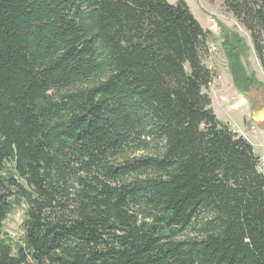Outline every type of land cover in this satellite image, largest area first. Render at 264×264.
Returning <instances> with one entry per match:
<instances>
[{"label":"trees","instance_id":"trees-1","mask_svg":"<svg viewBox=\"0 0 264 264\" xmlns=\"http://www.w3.org/2000/svg\"><path fill=\"white\" fill-rule=\"evenodd\" d=\"M224 4L264 67V0ZM211 36L184 0H0V264H264V171L205 93Z\"/></svg>","mask_w":264,"mask_h":264},{"label":"rangeland","instance_id":"rangeland-1","mask_svg":"<svg viewBox=\"0 0 264 264\" xmlns=\"http://www.w3.org/2000/svg\"><path fill=\"white\" fill-rule=\"evenodd\" d=\"M175 4L180 0H168ZM202 26L212 32L203 54V64L212 70L216 78L205 90L212 100V108L218 119L246 138L260 158V170L264 171V121L257 122L253 113L264 107V67L256 50L252 34L231 13L224 0H184ZM239 40L240 63L247 77L255 78L256 84L246 92L240 91L234 81L224 44ZM264 47V34L261 39ZM25 202L16 206L5 223L4 234L15 242H22L25 235L23 223L26 219Z\"/></svg>","mask_w":264,"mask_h":264},{"label":"water","instance_id":"water-1","mask_svg":"<svg viewBox=\"0 0 264 264\" xmlns=\"http://www.w3.org/2000/svg\"><path fill=\"white\" fill-rule=\"evenodd\" d=\"M253 118L257 122L264 121V107H262V108H260L258 110H255L254 113H253Z\"/></svg>","mask_w":264,"mask_h":264}]
</instances>
